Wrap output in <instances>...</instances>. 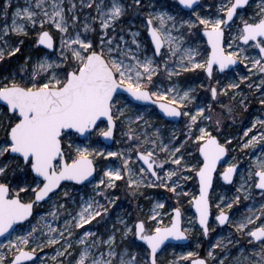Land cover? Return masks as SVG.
Listing matches in <instances>:
<instances>
[{
  "label": "snow or ice",
  "instance_id": "1",
  "mask_svg": "<svg viewBox=\"0 0 264 264\" xmlns=\"http://www.w3.org/2000/svg\"><path fill=\"white\" fill-rule=\"evenodd\" d=\"M24 4L11 12L13 0L0 4V72H7L0 74V264H47L37 254L45 248L53 249V264H159L168 248L174 255L168 264H264V119L254 118L237 138L221 130L225 118L235 123L233 101L247 110L249 97L241 89L246 81L260 93L264 111V0H256L251 13L252 0H219L209 6L214 12H203L201 0ZM127 16L141 18L151 49L139 39V30L132 31L135 25L124 26ZM201 31L205 47L197 43ZM12 60L18 61L14 68ZM240 65L247 74L229 79L227 71ZM197 70L206 74V90L219 110L195 103L196 89L173 80ZM214 72L229 82L222 84ZM221 96L229 97V104ZM148 104L165 117L183 118V139L173 132L165 142L158 128L151 136L138 133L137 128L152 126L145 117L151 114ZM117 129L130 142L127 148L95 146L101 138L119 143ZM233 139L237 144L230 148ZM236 148L260 149L259 156L245 153L255 156L245 172L237 157L228 159ZM101 158L107 161L103 167ZM189 180H195L198 194L183 190ZM217 181L234 193H217L223 187ZM121 184L134 198L143 196L144 188H164L178 205L191 195L195 214L185 226L181 207L168 211L156 201L146 219L129 222L118 216L122 227L108 229L110 206L119 199L113 190ZM257 190L258 208L254 204L246 213L231 214ZM44 205L47 210L37 215L34 209ZM93 221L104 225L105 233L85 228ZM197 225L205 238L230 226L251 250L240 247L231 255L229 245L240 240L230 234L210 243L204 258L193 251L177 254Z\"/></svg>",
  "mask_w": 264,
  "mask_h": 264
},
{
  "label": "rangeland",
  "instance_id": "2",
  "mask_svg": "<svg viewBox=\"0 0 264 264\" xmlns=\"http://www.w3.org/2000/svg\"><path fill=\"white\" fill-rule=\"evenodd\" d=\"M4 0H0V4H3ZM149 0H145V3L147 4ZM160 4H170L171 0H159ZM219 3V0H201V5L202 11L203 12H208V11H215V8H209L211 5H217ZM16 6L24 7V0H13V8L10 9V12L14 10ZM256 6V0H252V7L248 9V12L251 13ZM187 18V17H186ZM81 19H83V13L81 14ZM124 21V26L128 27L130 24L135 25L132 27V31H137L139 30L141 32V36L139 39L151 49V41L150 38H148V34L146 30L143 28L142 23H141V18H137L135 16H127L123 18ZM3 20H0V26H3ZM8 23H11V16L9 15L8 18ZM202 32V31H201ZM200 32V37L197 41V43L201 47L206 46V40L201 35ZM55 34V33H54ZM34 34L30 32L29 37H25V51L28 50V48L31 46L32 43V36ZM175 35V33H174ZM129 37L126 36V39ZM58 39V37H57ZM254 54V53H253ZM18 61L12 60L11 65L14 68ZM11 70V69H9ZM236 73H239L240 75H245L247 74V69L244 65H240L236 68H233L231 70L227 71V75L229 79H236L239 80V76L236 75ZM0 74L6 75L7 72H0ZM214 76H216L217 79H221L222 84H227L229 82L228 79H224L223 76L220 74L214 72ZM161 79H164L163 76ZM174 81H179L181 82V87H186V86H191L196 89V91L193 93V95L196 96V101L195 103L197 104H206V103H212L214 107L219 110V105H216L212 100H211V94L209 91L206 89L208 88L209 81L206 77V74L200 70H197L196 72H188V73H183L182 76L180 77H173ZM253 80L258 83L259 79L257 77H253ZM165 85L168 84V81L165 79L164 80ZM247 83L249 81H246L245 84L241 85V89L243 90V94L247 97H249L248 100L245 101V104L247 106V110L244 109V107H241L237 102L233 101L232 102V107L234 108V116H235V123L231 119L225 118L224 121V126L222 127V132L225 134V136H230L237 138L241 134V129L244 127H250L251 126V121L256 118L260 117L264 119V111H261L262 106L259 104V96L260 93L256 92L255 89H249L247 88ZM203 84L204 87H200V85ZM211 84L215 86L216 81L215 79L211 81ZM239 96L237 97V101L239 100ZM219 99L224 103V104H229L230 98L229 97H224L221 96ZM134 103V102H133ZM135 104V103H134ZM146 107L149 109L151 114L149 115L148 113H145V117L147 120H149V123L152 125L151 127H147L146 129L141 127L137 128L138 133H142L144 131H147L148 134L151 136V134L156 131L158 128L160 131V137L163 139L165 142L170 138L173 132L176 133L178 137L183 139V132H184V119L181 118L177 122H171L168 121L165 117H163L160 112H158L157 107L155 105H146ZM103 126V125H101ZM135 128L136 126L133 125ZM3 132L0 131V138L3 137ZM116 140L119 141V143H116L113 141L111 145H107L104 143L102 138L100 139V142L97 143L95 146L99 148H104L105 146L108 147L109 150H121L124 148H127L129 143L126 140V137H123L120 135V130L117 129L116 131ZM221 141L223 142V137H221ZM237 144V139H233V144L230 145V148L236 147ZM255 151V156L260 155V149H248L245 150L244 152H241L239 148H236V151H230L228 159H230L232 156H235L238 158L239 164H240V172H245L248 164L251 159H255V156H249L246 155L245 153H251ZM111 159V158H109ZM135 159V157H134ZM236 162V161H233ZM99 165L100 167H103L107 161H105L103 158L99 160ZM119 164V161L116 162ZM221 171L223 168L221 167ZM162 174V173H161ZM11 175V173H10ZM237 180V183H239V175L235 178ZM120 183V182H118ZM219 185H223V181H217ZM230 186L228 185H223V187H218L216 189L217 193H227V195L231 196L234 193V188H232L231 191H227ZM183 190L186 192H189L190 194H198V185L196 184L195 180H189L183 182ZM87 191H91V186L87 189ZM114 191V194L119 197L118 200H116L115 205L110 206V214H109V222L107 223L106 227L108 229H111L112 225L115 224L116 227H122L121 225L118 224L117 222V217H123L124 219L128 220L129 222H133L137 219H146V214L149 212V209L151 208L152 204L155 203L156 201H161L165 203V209L168 211H171L172 207H181L182 212L184 213L183 217V222L185 226L187 225V218L194 216V208H192L189 204V201L191 199V195L187 197H181V203L178 205L176 203V198L174 195L170 192H168L164 188H144L142 189L143 191V196H137V197H132L128 190L125 189L123 184ZM259 190H257L253 194V198L248 201H242L240 205L235 206L231 210V214L239 215L240 213H246L247 207H251L255 204V206L258 208L259 207V200L260 197L258 195ZM247 206V207H246ZM47 205H44L43 207H38L35 209V213L37 215L43 214L47 210ZM237 208L239 209V212H237ZM227 212L228 210L225 209ZM213 216L211 218L210 222H214V216L216 214V209L215 206H213L212 209ZM167 223V219L165 220ZM85 228H90L92 230H99L100 233H105V226H97L96 222L93 221L92 225H85ZM82 231V230H81ZM231 234L232 237L235 239L240 240V244L236 246L229 245V248L231 249V255H236L238 253V249L240 247H245L247 250H251V245L247 244V239L246 238H241L238 235L235 234V230L231 228L230 226H223V227H218L216 228L215 232H211L209 237L205 238L202 236L199 226L197 225L190 233H189V243L184 244V247L176 249V253H184L187 251H193L197 252L201 258H204L207 256V251L210 247V243H214L216 239H218L221 236L224 237H229ZM106 238V236H105ZM130 239H132L130 237ZM0 242H4V239ZM118 242H119V237H118ZM227 243V241H225ZM197 244H200V247H197ZM131 251H138L137 248L133 246H129ZM218 253H220V250H216ZM42 259L47 261V264H53L51 261V256L54 254L53 249L51 248H45L44 251L41 253L38 251L37 253ZM220 256H223V253H220ZM195 258V257H193ZM174 259L173 255V249L168 248L165 250L163 253L160 254V261L159 264H168L170 260ZM31 264V263H28ZM184 264H190V261L184 262ZM209 264H212L211 260H209Z\"/></svg>",
  "mask_w": 264,
  "mask_h": 264
},
{
  "label": "water",
  "instance_id": "3",
  "mask_svg": "<svg viewBox=\"0 0 264 264\" xmlns=\"http://www.w3.org/2000/svg\"><path fill=\"white\" fill-rule=\"evenodd\" d=\"M201 35H203V33L201 32ZM148 38H150L149 36H148ZM205 38V40H207V38L206 37H204ZM237 66H232V69L233 68H236ZM126 95V94H125ZM134 103H138V102H135V101H133ZM148 105H151V104H148ZM153 106V105H152ZM157 110H158V112H160V110L157 108ZM160 114L163 116V114L160 112ZM163 117H165V116H163ZM168 121H171V122H177V121H179L181 118H175V119H173V118H170V117H165ZM104 143L105 144H107V145H111L112 143H113V141H104ZM34 212H35V209H34ZM194 212H195V209H194ZM211 218L212 217H210V221H211ZM221 227H223V226H221ZM4 238L3 237H0V241H2ZM189 239L187 240V241H185V242H183V244H188L189 243ZM28 263H31V262H28Z\"/></svg>",
  "mask_w": 264,
  "mask_h": 264
}]
</instances>
